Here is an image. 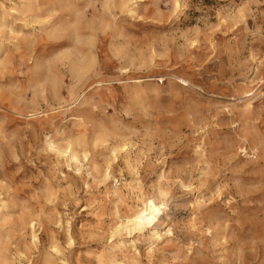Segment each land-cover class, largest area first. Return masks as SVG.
I'll return each mask as SVG.
<instances>
[{
  "label": "clouds",
  "instance_id": "1",
  "mask_svg": "<svg viewBox=\"0 0 264 264\" xmlns=\"http://www.w3.org/2000/svg\"><path fill=\"white\" fill-rule=\"evenodd\" d=\"M88 6L101 21L89 63L73 54L47 78L24 73L10 88L0 85L12 109L0 108V120L44 116L25 126L32 159L66 167L86 188L84 177L99 175L100 161L134 156L135 168L145 169L142 183L136 172V199L160 208L161 225L185 218L192 192L202 195L199 186L215 180L223 158L219 187L236 198L221 202L230 216L219 206L203 208L204 231L216 234L205 264H264V198L248 197L257 178L240 167L261 172L264 184V0H91ZM72 41L69 29L65 43ZM52 51L38 57L41 69ZM197 57L212 61L200 74L188 70ZM161 190L169 195L161 198Z\"/></svg>",
  "mask_w": 264,
  "mask_h": 264
},
{
  "label": "rangeland",
  "instance_id": "2",
  "mask_svg": "<svg viewBox=\"0 0 264 264\" xmlns=\"http://www.w3.org/2000/svg\"><path fill=\"white\" fill-rule=\"evenodd\" d=\"M89 2L0 0V85L10 88L8 82L19 81L24 73L31 76L43 72L47 78L54 74L55 66L73 54L87 65L89 53L99 46L95 27L101 22ZM69 29L73 41L66 44ZM52 49L55 51L47 56L48 67L41 69L38 57ZM205 60L197 57L188 70L204 72L212 62L207 57ZM39 83L44 85L43 80ZM212 83L219 82L214 79ZM40 91L47 100L48 86ZM9 94L0 93V108L11 113ZM34 95L43 108L39 93H27L29 99ZM213 115L217 121L221 118ZM37 119L45 117L37 112L27 121L21 117L0 120V264H205L209 260L216 234L204 231L209 225L203 208L219 206L230 216L221 202L236 198L231 188L219 187L223 158L215 180L209 177L199 186L202 195L192 192L191 209L185 218L161 225L160 208L136 199L140 191L136 172L142 183L145 169L135 168L134 156L127 162L119 156L114 157V163L100 161L103 168L99 175L93 172L84 177L90 186L86 188L84 181L66 167L56 170L43 158L39 162L32 159L36 153L31 150L32 136L25 126ZM240 167L257 178L249 186L248 197L264 198V184L258 180L261 172L250 171L244 163ZM213 183L216 188L210 187ZM159 195L165 198L169 193L161 190ZM133 212L143 214L145 223L140 228L127 221ZM169 229L172 235H165Z\"/></svg>",
  "mask_w": 264,
  "mask_h": 264
},
{
  "label": "bare ground",
  "instance_id": "3",
  "mask_svg": "<svg viewBox=\"0 0 264 264\" xmlns=\"http://www.w3.org/2000/svg\"><path fill=\"white\" fill-rule=\"evenodd\" d=\"M6 217H9V216H6ZM127 221H128V223L132 224L135 228H140V225L145 223L144 218H143V214L140 212H133L131 215H129L127 217ZM5 222H7V221H5ZM0 247H2V246H0ZM0 249L2 250V248H0ZM1 250H0V252H2Z\"/></svg>",
  "mask_w": 264,
  "mask_h": 264
}]
</instances>
